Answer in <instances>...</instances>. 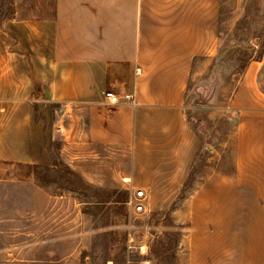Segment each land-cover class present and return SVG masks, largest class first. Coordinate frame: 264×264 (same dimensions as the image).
<instances>
[{
  "label": "crops",
  "instance_id": "obj_1",
  "mask_svg": "<svg viewBox=\"0 0 264 264\" xmlns=\"http://www.w3.org/2000/svg\"><path fill=\"white\" fill-rule=\"evenodd\" d=\"M217 4L52 0L51 18H0V164L47 167L56 139L127 151L138 184L170 176L187 208L210 210L187 241H217L218 264H264V96L234 98L233 168L192 167L188 84L217 51ZM106 92L134 103L109 106Z\"/></svg>",
  "mask_w": 264,
  "mask_h": 264
},
{
  "label": "rangeland",
  "instance_id": "obj_2",
  "mask_svg": "<svg viewBox=\"0 0 264 264\" xmlns=\"http://www.w3.org/2000/svg\"><path fill=\"white\" fill-rule=\"evenodd\" d=\"M52 13V0H0L1 19ZM215 18L217 51L188 84L201 140L194 169L234 167V98L249 86L264 96V0H218ZM50 154L47 167L0 164V262L218 264L217 241H187V222L210 210L187 208L170 176L138 184L127 151L56 139ZM140 187L145 208L134 213L128 203Z\"/></svg>",
  "mask_w": 264,
  "mask_h": 264
},
{
  "label": "built area",
  "instance_id": "obj_3",
  "mask_svg": "<svg viewBox=\"0 0 264 264\" xmlns=\"http://www.w3.org/2000/svg\"><path fill=\"white\" fill-rule=\"evenodd\" d=\"M106 99V104L109 106H116L120 104L133 105V100L130 95H124L122 98H119L112 92H106L104 95ZM125 182L129 183L128 179H123ZM132 195L129 200V206L133 208L134 213H141L144 211L145 205L144 201L146 199L145 191L141 189H136L132 191Z\"/></svg>",
  "mask_w": 264,
  "mask_h": 264
},
{
  "label": "trees",
  "instance_id": "obj_4",
  "mask_svg": "<svg viewBox=\"0 0 264 264\" xmlns=\"http://www.w3.org/2000/svg\"><path fill=\"white\" fill-rule=\"evenodd\" d=\"M53 168H55L56 167V165H55V163L54 162H52V165H51ZM70 173V175L71 176H75L72 172H69Z\"/></svg>",
  "mask_w": 264,
  "mask_h": 264
}]
</instances>
